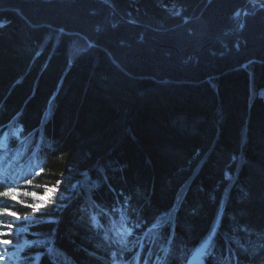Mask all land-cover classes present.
<instances>
[{"label":"trees","instance_id":"obj_1","mask_svg":"<svg viewBox=\"0 0 264 264\" xmlns=\"http://www.w3.org/2000/svg\"><path fill=\"white\" fill-rule=\"evenodd\" d=\"M106 1L0 0V138L63 181L25 264H264V0Z\"/></svg>","mask_w":264,"mask_h":264},{"label":"rangeland","instance_id":"obj_2","mask_svg":"<svg viewBox=\"0 0 264 264\" xmlns=\"http://www.w3.org/2000/svg\"><path fill=\"white\" fill-rule=\"evenodd\" d=\"M251 2V1H250ZM253 4V3H252ZM242 22V20H241ZM244 22V20H243ZM257 93V89L252 84V97ZM259 93L264 96V88L259 90ZM15 136L19 141L23 140V137L15 133ZM38 143L35 145L37 147ZM0 173L8 172V177L12 180L10 181L9 187L5 189L15 188L18 189L19 199L23 202L14 201L11 197H4L3 192H0L1 200L7 202L6 206H0V210L4 208L11 209L15 215L0 214V224H3V227H0V231H10L11 235L2 237L3 239H8L13 241L10 245H5L0 243V256H3L4 259H0V264H25V256H23V250L27 244V238L24 233L28 230L26 224L23 220L28 219L32 214L39 212L33 205L44 203V197L50 195V190L47 191L46 187H40L39 184L33 181L31 174L38 175L41 172L40 164L37 160L30 161L28 156L30 152L26 148H22L15 155H11V147L6 138V135L3 134L0 138ZM35 149V148H34ZM33 149V150H34ZM241 165V159H239V165ZM236 173V172H235ZM227 176L231 177V172H227ZM63 181H60L58 184L54 185L58 188V191L61 188ZM41 193L39 198L35 197L30 193ZM9 206V207H8ZM29 207L32 213L23 216L20 212V209ZM11 228V229H8ZM114 236L121 241L127 242L130 240V234L132 230L126 227L125 221L118 222L117 225L113 226ZM209 244V239L204 243V245L185 263V264H203V255L206 252L207 246ZM118 264H123L119 262Z\"/></svg>","mask_w":264,"mask_h":264},{"label":"snow or ice","instance_id":"obj_3","mask_svg":"<svg viewBox=\"0 0 264 264\" xmlns=\"http://www.w3.org/2000/svg\"><path fill=\"white\" fill-rule=\"evenodd\" d=\"M45 187H46L47 191L50 190V195H48L47 197H44V200H43L45 203H47L58 192V188L56 186H54V185H46ZM18 191H19L18 189L11 188V189H8L5 192H3V196L4 197H11L12 200H14V201H19V202H23L24 203L23 200L19 199ZM30 194L34 195L37 198H39V196L41 195V193H38V192L30 193ZM33 207L37 211H39L40 209L45 207V204L44 203H39V204L33 205ZM0 214H3V215L13 214V215H15L16 213H14L9 208H4V209L0 210ZM3 226H4L3 224H0V227H3ZM8 229H11V228H8ZM7 235H11V232L10 231H0V243H3L5 245H10V244L13 243V241H11V240L2 238V237L7 236ZM0 259H4V257L0 256Z\"/></svg>","mask_w":264,"mask_h":264},{"label":"water","instance_id":"obj_4","mask_svg":"<svg viewBox=\"0 0 264 264\" xmlns=\"http://www.w3.org/2000/svg\"><path fill=\"white\" fill-rule=\"evenodd\" d=\"M103 2H106L105 0H103ZM251 3H253V4H258V5H260V6H262V7H264V2H262V1H258V2H256V1H251ZM246 9V8H245ZM246 11L244 10V12L243 13H245ZM244 24V22H243V18H242V22H241V25H243ZM224 33H226V32H224Z\"/></svg>","mask_w":264,"mask_h":264},{"label":"bare ground","instance_id":"obj_5","mask_svg":"<svg viewBox=\"0 0 264 264\" xmlns=\"http://www.w3.org/2000/svg\"><path fill=\"white\" fill-rule=\"evenodd\" d=\"M106 1V0H105ZM107 2V1H106ZM255 95V94H254ZM3 134V133H2ZM73 226V225H72ZM57 229V228H56ZM60 236V235H59ZM45 238V237H44ZM42 241V240H41ZM46 241V240H45ZM27 245V244H26ZM46 253V252H45ZM36 259H37V257H36Z\"/></svg>","mask_w":264,"mask_h":264}]
</instances>
